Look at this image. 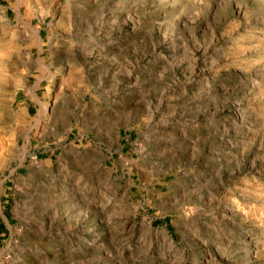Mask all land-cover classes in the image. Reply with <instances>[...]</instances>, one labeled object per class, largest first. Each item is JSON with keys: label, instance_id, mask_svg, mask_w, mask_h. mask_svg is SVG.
Here are the masks:
<instances>
[{"label": "rangeland", "instance_id": "obj_1", "mask_svg": "<svg viewBox=\"0 0 264 264\" xmlns=\"http://www.w3.org/2000/svg\"><path fill=\"white\" fill-rule=\"evenodd\" d=\"M0 264H264V0H0Z\"/></svg>", "mask_w": 264, "mask_h": 264}]
</instances>
